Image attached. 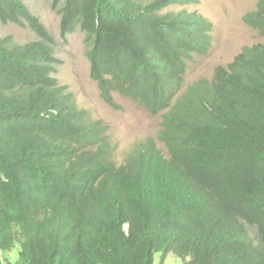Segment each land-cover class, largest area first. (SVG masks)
I'll return each mask as SVG.
<instances>
[{
	"label": "trees",
	"instance_id": "16d2710c",
	"mask_svg": "<svg viewBox=\"0 0 264 264\" xmlns=\"http://www.w3.org/2000/svg\"><path fill=\"white\" fill-rule=\"evenodd\" d=\"M197 1L64 0L61 35L85 33L101 98L161 113L167 154L147 138L113 167L103 128L55 77L53 36L0 0V22L38 36L0 38V264L16 241L10 264H264V41L179 94L212 22L167 8ZM243 20L264 38V0Z\"/></svg>",
	"mask_w": 264,
	"mask_h": 264
},
{
	"label": "rangeland",
	"instance_id": "374dc122",
	"mask_svg": "<svg viewBox=\"0 0 264 264\" xmlns=\"http://www.w3.org/2000/svg\"><path fill=\"white\" fill-rule=\"evenodd\" d=\"M54 38V53L60 60L55 77L64 90L73 95L79 107L86 109L88 117L101 120L108 127V132L116 144L114 159L122 163L132 147L153 137L157 145L165 151L157 138L160 129V114L150 113L146 107L135 100L113 92L118 108L108 105L100 96L97 82L89 75V60L86 52L89 41L80 30L62 36L60 32L61 7L64 0H22ZM257 0H198L194 3L175 4L167 11L186 9L196 11L212 22L211 48L207 54L195 55L186 62L182 76L181 94L196 80H211L219 66H227L244 46L254 45L263 38L249 27L243 16L255 8ZM9 37L13 43L25 44L37 40L38 36L28 26L0 22V38ZM179 94L176 95L179 96ZM250 235L253 229H248ZM18 245L2 253L4 264L13 263L18 258ZM6 258L8 259L6 261ZM159 261V256H155ZM10 262V263H9ZM181 260L173 253H167L162 264H180Z\"/></svg>",
	"mask_w": 264,
	"mask_h": 264
},
{
	"label": "clouds",
	"instance_id": "9594fccd",
	"mask_svg": "<svg viewBox=\"0 0 264 264\" xmlns=\"http://www.w3.org/2000/svg\"><path fill=\"white\" fill-rule=\"evenodd\" d=\"M257 2V1H256ZM194 3V2H193ZM193 12V11H192ZM194 12H196V11H194ZM249 12V11H248ZM198 13V12H197ZM199 14V13H198ZM246 14V13H245ZM244 14V15H245ZM201 15V14H200ZM203 16V15H202ZM244 21V20H243ZM249 26V25H248ZM250 27V26H249ZM252 28V27H251ZM254 29V28H253ZM257 31V30H256ZM258 32V31H257ZM211 33H212V31H211ZM260 35V34H259ZM261 36V35H260ZM262 37V36H261ZM263 38V37H262ZM264 41V38H263V40L261 41V42H263ZM258 43H260V42H258ZM257 44V43H256ZM211 45H212V42H211ZM211 45H210V48H211ZM250 46H252V45H250ZM245 47V46H244ZM243 47V48H244ZM210 48H209V50H210ZM242 48V49H243ZM242 49H241V51H242ZM209 50L205 53V54H207L208 52H209ZM240 51V52H241ZM239 52V53H240ZM238 53V54H239ZM237 54V55H238ZM202 55H204V54H202ZM236 55V56H237ZM235 56V57H236ZM234 57V58H235ZM234 58H233V60H234ZM232 60V61H233ZM231 61V62H232ZM230 62V63H231ZM228 66V65H227ZM227 66H219V67H227ZM201 79H205V78H201ZM213 79V78H212ZM211 79V80H212ZM58 80V79H57ZM59 83V82H58ZM60 85V84H59ZM60 86H62V85H60ZM64 87V86H63ZM113 94V93H112ZM124 97H126V96H124ZM77 104V103H76ZM108 104V103H107ZM78 105V104H77ZM109 105V104H108ZM118 105V104H117ZM79 106V105H78ZM119 107V105L117 106V107H115V108H118ZM82 108V107H81ZM82 109H84V108H82ZM84 110H86V109H84ZM160 114V116H161V113H159ZM88 116V115H87ZM88 120H90V121H93V122H97V123H99L100 124V126L103 128V132L98 136V138H99V143H98V145H99V147H103V148H105L106 150H107V154H106V159H107V161H109V163L113 166V167H120V166H123V165H125V164H127L128 163V161L131 159V156H130V154H131V152H132V150L134 149V147L136 146V145H138L139 143H142V142H139V143H136L133 147H132V149L128 152V154L126 155V157L124 158V160H123V162L122 163H117L116 161H115V159H114V152H115V148H116V144H115V142H113V140H112V138H111V136H110V133L108 132V127H107V125H105L101 120H96V119H92V118H90V117H88ZM161 121V120H160ZM159 132V131H158ZM158 132H157V136H158ZM147 138H153V137H147ZM146 138V139H147ZM145 139V140H146ZM154 139V138H153ZM145 140L143 141V143L145 142ZM159 140V139H158ZM154 141H155V145L157 146V148L158 149H160L164 154H167V151H166V149H165V151L163 150V149H161L158 145H157V142H156V140L154 139ZM162 144H163V146H164V143L161 141V140H159ZM165 148V147H164ZM125 229H127V226L125 227ZM251 236H253V235H251ZM15 247V246H14ZM18 248H19V245H18ZM156 255H158L159 256V254H155V256ZM16 261V260H15ZM14 261V262H15ZM156 262V261H155Z\"/></svg>",
	"mask_w": 264,
	"mask_h": 264
}]
</instances>
